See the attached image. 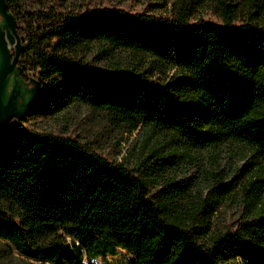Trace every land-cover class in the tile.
Segmentation results:
<instances>
[{
  "label": "trees",
  "instance_id": "trees-1",
  "mask_svg": "<svg viewBox=\"0 0 264 264\" xmlns=\"http://www.w3.org/2000/svg\"><path fill=\"white\" fill-rule=\"evenodd\" d=\"M193 2H213L220 23L191 22L183 5L169 18L123 10L48 14L30 18L25 30L19 2L6 0L41 84L27 116L42 113L61 86L69 101L105 113L126 133L165 132L200 150L233 142L264 165V2ZM94 44L147 54L175 73L162 82L136 68L105 73L69 54ZM26 63L19 61L24 80ZM176 150H151L129 170L84 142L13 119L0 137V202L14 205L20 221L10 222L0 209L4 233L43 264H95L117 249L131 256L130 264H264V209L209 237L210 199L190 209L170 191L154 192L152 177Z\"/></svg>",
  "mask_w": 264,
  "mask_h": 264
},
{
  "label": "rangeland",
  "instance_id": "rangeland-1",
  "mask_svg": "<svg viewBox=\"0 0 264 264\" xmlns=\"http://www.w3.org/2000/svg\"><path fill=\"white\" fill-rule=\"evenodd\" d=\"M13 1L20 4L21 15H18V18L25 30L30 18H43L48 14L58 18L86 16L96 10H123L131 14L169 18L183 5L189 11L191 22L201 19L220 23L213 2L197 4L194 0ZM22 42L29 46V40ZM49 44L52 43H45L44 46ZM69 54L81 58L91 67L105 73H110L117 67L136 68L137 71L146 72L161 82L168 80L175 73L174 69L160 66L147 54L131 53L101 44L78 48ZM32 57V53L26 50L20 60H26L29 77L37 79L31 69ZM49 100L48 107L42 113L26 116L23 120L24 126L84 142L98 155L113 163H123L129 170H137L140 162L151 150L157 155H165L170 150L178 149L176 158L165 164L158 176L152 177L157 178L158 182L153 190H161L158 197L168 196L167 192H172L174 200H177V204L182 208H196L200 200L210 199L215 211L209 216V237L234 230L240 221L264 209V165L245 146L226 142L200 150L181 145L175 137L165 132L129 134L113 126L105 113L69 101L61 86L54 90ZM0 209L5 212L10 222L17 224L20 221V211L14 205L0 202ZM4 230L0 220V264H43L21 254ZM44 241L42 237L39 244ZM131 259L125 251L117 249L114 255L98 257L92 262L130 264Z\"/></svg>",
  "mask_w": 264,
  "mask_h": 264
},
{
  "label": "water",
  "instance_id": "water-1",
  "mask_svg": "<svg viewBox=\"0 0 264 264\" xmlns=\"http://www.w3.org/2000/svg\"><path fill=\"white\" fill-rule=\"evenodd\" d=\"M13 49V50H12ZM26 46L17 34V22L0 0V137L15 119L23 121L41 95V84L35 78L24 80L19 61Z\"/></svg>",
  "mask_w": 264,
  "mask_h": 264
}]
</instances>
